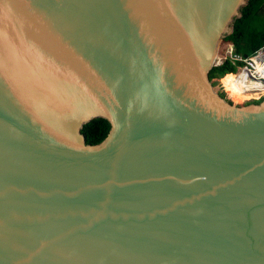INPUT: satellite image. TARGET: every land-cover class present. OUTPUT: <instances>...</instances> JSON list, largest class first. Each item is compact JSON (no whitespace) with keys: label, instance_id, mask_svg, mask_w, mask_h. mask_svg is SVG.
I'll return each mask as SVG.
<instances>
[{"label":"water","instance_id":"95a60500","mask_svg":"<svg viewBox=\"0 0 264 264\" xmlns=\"http://www.w3.org/2000/svg\"><path fill=\"white\" fill-rule=\"evenodd\" d=\"M248 2L0 0V264H264V97L209 78Z\"/></svg>","mask_w":264,"mask_h":264},{"label":"trees","instance_id":"16d2710c","mask_svg":"<svg viewBox=\"0 0 264 264\" xmlns=\"http://www.w3.org/2000/svg\"><path fill=\"white\" fill-rule=\"evenodd\" d=\"M223 41L234 45L235 52L243 56H250L264 46V0H249L248 4L242 8V15L236 18L234 30L225 36ZM240 64V63H239ZM238 64V65H239ZM237 71V65L227 59L220 65H215L209 72V78L216 85L219 79H224L228 75ZM220 94L227 98L228 92L220 90ZM231 103L238 105L247 104L249 101L236 102L234 98H229ZM254 100L253 102H260ZM111 123L108 119L97 117L85 123L81 129L86 136L87 142L91 144L101 142L109 133Z\"/></svg>","mask_w":264,"mask_h":264},{"label":"built area","instance_id":"2783aa9c","mask_svg":"<svg viewBox=\"0 0 264 264\" xmlns=\"http://www.w3.org/2000/svg\"><path fill=\"white\" fill-rule=\"evenodd\" d=\"M223 54L221 57L217 55L215 65H220L230 59L237 65V70L241 68L245 70V81L250 84L245 86L242 93L243 95H249L248 98H245V101L262 99L264 97V46L250 56H243L235 52L234 45L229 43L224 48ZM221 90L224 89L221 88ZM252 94H258V96H252Z\"/></svg>","mask_w":264,"mask_h":264},{"label":"bare ground","instance_id":"6f19581e","mask_svg":"<svg viewBox=\"0 0 264 264\" xmlns=\"http://www.w3.org/2000/svg\"><path fill=\"white\" fill-rule=\"evenodd\" d=\"M245 70L243 68L238 69V72L236 74H230L228 75L224 81V83H227L228 87L230 88L229 90H233L235 93L238 95H241V93L244 92L245 86H249V82L245 81ZM243 97H248L246 95L242 94Z\"/></svg>","mask_w":264,"mask_h":264},{"label":"rangeland","instance_id":"374dc122","mask_svg":"<svg viewBox=\"0 0 264 264\" xmlns=\"http://www.w3.org/2000/svg\"><path fill=\"white\" fill-rule=\"evenodd\" d=\"M227 44H229V43L228 42H225V41H222L221 42L220 47H219V50H218V55L220 57L224 55L223 54L224 53V48L227 47ZM237 72H238V70L235 73H233V74H236ZM226 78H228V77H225L224 79H220L219 82H218V84L215 85V89H217V90H221V88L224 89L226 92H228L227 97L230 96L231 98H234L236 100V102L245 101V98H248L249 95H246L248 97H243L242 98V93H241V95H238L233 90L230 91L229 90L230 88L228 87L227 83H224V81H223ZM252 96H258V94H252ZM253 101L254 100H250L249 102H253Z\"/></svg>","mask_w":264,"mask_h":264}]
</instances>
